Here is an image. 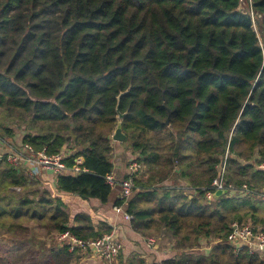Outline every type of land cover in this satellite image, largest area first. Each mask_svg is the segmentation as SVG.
I'll use <instances>...</instances> for the list:
<instances>
[{
	"label": "trees",
	"instance_id": "trees-1",
	"mask_svg": "<svg viewBox=\"0 0 264 264\" xmlns=\"http://www.w3.org/2000/svg\"><path fill=\"white\" fill-rule=\"evenodd\" d=\"M240 5L0 0V149L16 126L24 142L87 168L42 179L0 162V229L12 240L0 243V264H70L81 251L59 240L32 250L27 224L97 239L113 230L99 216L111 206L133 215L134 232L171 239L175 255L163 264H264L227 242L234 222L264 228V0H253L254 17ZM118 105L130 152L123 176ZM224 161L232 188L208 200ZM133 162L142 168L132 196L111 202L106 176L127 178ZM68 200L85 206L72 214ZM201 239L216 243L195 255Z\"/></svg>",
	"mask_w": 264,
	"mask_h": 264
},
{
	"label": "built area",
	"instance_id": "built-area-1",
	"mask_svg": "<svg viewBox=\"0 0 264 264\" xmlns=\"http://www.w3.org/2000/svg\"><path fill=\"white\" fill-rule=\"evenodd\" d=\"M240 8L249 10L254 17L253 0H240ZM245 7V9H244ZM0 162H8L14 165L17 169L20 167L28 169V174L36 176L44 172H52L55 177L60 174L77 175L87 171L83 164V158L77 157L73 165L67 162V155L63 152L50 154L46 148L36 149L32 144L24 142L19 148H14L11 151H3L0 149ZM264 169V161L260 165ZM142 168L141 164L133 162L129 167L128 177L119 181L110 173L106 176L107 182L111 186L120 185V198L129 199L135 187V173ZM226 161L220 166L221 174L216 177L212 184L206 189V197L211 200L215 197V193L219 189H231L232 186H226L225 180ZM119 211L122 210L124 217L128 220L133 218V215L128 213L125 206L116 207ZM231 231L228 234L227 242L233 245L236 249L239 247H247L252 254H264V228L255 227L252 223L238 224L232 223ZM60 247L68 246L70 251L89 252L92 255L101 257L104 260H113L119 256L123 249V244L115 229L110 233L97 239L84 240L70 231L58 233ZM150 243L154 239H149ZM80 252V253H81Z\"/></svg>",
	"mask_w": 264,
	"mask_h": 264
},
{
	"label": "crops",
	"instance_id": "crops-1",
	"mask_svg": "<svg viewBox=\"0 0 264 264\" xmlns=\"http://www.w3.org/2000/svg\"><path fill=\"white\" fill-rule=\"evenodd\" d=\"M16 137V136H15ZM25 134L21 138H9L5 143H1V149L3 151H11L14 148H19L24 143ZM117 162V163H116ZM115 162V171L116 175L123 176L125 171V164L119 160ZM5 163V162H2ZM28 169L20 167L19 172H23L31 178H56L52 172H44L42 174H37L36 176H31L28 174ZM120 192V185H117ZM20 189V188H18ZM20 191V190H19ZM120 195V193H118ZM117 195V197H118ZM116 197V198H117ZM115 198V199H116ZM115 199L111 198V202ZM94 205H99V202L93 201ZM116 207L111 206L108 208L102 209V214L100 217L110 218L111 223L113 224V229L117 231L120 235V240L123 244V260L121 256H118L116 259L108 262L101 257L85 253H79L70 264H128L130 261H133L135 264H139L140 261H143L144 264H163L165 259L174 257L175 252L172 249L173 242L167 237H154V236H142L137 232H134L129 223L125 221L124 213L122 210H118ZM33 223V222H30ZM29 228V226L27 225ZM7 231V230H6ZM9 233L7 231L6 235L8 237ZM1 236V235H0ZM154 239V242L151 244L149 239ZM216 243L215 239L213 240ZM2 243H7L4 240ZM211 248V247H210ZM210 248L205 253L210 251Z\"/></svg>",
	"mask_w": 264,
	"mask_h": 264
},
{
	"label": "rangeland",
	"instance_id": "rangeland-1",
	"mask_svg": "<svg viewBox=\"0 0 264 264\" xmlns=\"http://www.w3.org/2000/svg\"><path fill=\"white\" fill-rule=\"evenodd\" d=\"M245 9V7H244ZM16 129V137L14 136L13 139L16 140V138H21L26 132L21 130H17V127L15 126ZM6 140H9V138L7 137ZM126 142H119L116 144V148H119L121 150V154H116V152H114V156L117 160L123 162V163H127L128 159L130 158V152L126 149ZM117 163V162H116ZM48 187V189L53 192L54 191V187L53 184H47L46 185ZM20 190V189H18ZM121 191V190H120ZM119 192L118 187L113 188L112 194H111V198L115 199L118 195ZM119 196V195H118ZM111 200V199H110ZM70 203V208L69 211L73 214L77 211H80V209L83 208V206H85V202L81 203L79 202V200H68ZM264 212V211H263ZM252 223V222H250ZM29 226L28 230L25 234V237L27 236L28 240H31L32 238L35 239L36 241H38V245L36 243H32L33 248H31L32 250L34 249L35 251H42L41 249H39V245L41 246H46L48 245V248L50 247V245L54 242H58V233L55 231H50L48 232V229L46 227H43L41 225L38 224V222H33V223H29L27 224ZM0 243H2L4 240L7 241V243H10L9 240H11V238L8 239V237L3 236L7 234V231L5 229H0ZM166 237V236H165ZM168 238V237H167ZM12 241V240H11ZM199 244V247L195 248L193 250V253L195 255H199L201 253H205L206 251L209 250V248L214 245V241L213 240H209V239H201ZM173 246V245H172ZM59 248V247H58ZM47 249V248H45ZM50 249V248H49ZM81 253H85L88 254V256L91 254L89 252H81ZM40 258L42 259L43 256L40 255ZM114 260V259H113ZM108 262L112 261V260H106Z\"/></svg>",
	"mask_w": 264,
	"mask_h": 264
},
{
	"label": "water",
	"instance_id": "water-1",
	"mask_svg": "<svg viewBox=\"0 0 264 264\" xmlns=\"http://www.w3.org/2000/svg\"><path fill=\"white\" fill-rule=\"evenodd\" d=\"M117 110L119 112L118 118L121 121L118 123V126L116 127V129H115V131H114V133L112 135V138H113L114 141L123 142V141L126 140V137H127V135L123 131V126H122V119L124 118L125 114L120 112L119 105L117 107ZM167 122L169 123V120ZM226 193H227V189H219L215 193V198H219V197H221L222 195H224Z\"/></svg>",
	"mask_w": 264,
	"mask_h": 264
}]
</instances>
